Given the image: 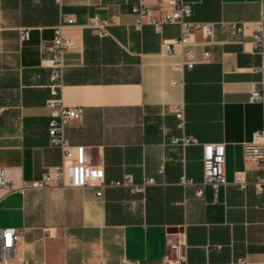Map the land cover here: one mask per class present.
Here are the masks:
<instances>
[{"label": "crops", "instance_id": "0c3cea01", "mask_svg": "<svg viewBox=\"0 0 264 264\" xmlns=\"http://www.w3.org/2000/svg\"><path fill=\"white\" fill-rule=\"evenodd\" d=\"M186 1L192 21L217 24L212 37L197 34L193 69L182 49L161 48L181 35L179 26L166 25L161 34L150 25L136 28L132 9L139 0H0V167L15 187L0 190V228L21 230L20 257L45 264H164L171 243L182 240L183 264H239L241 258L264 264V193L255 188L264 172L244 153L264 130V103L250 100L254 88L264 92V51L256 49L252 30L236 37L218 24L264 21V0ZM147 4L156 15L169 10L168 0ZM94 17L112 22L110 36L88 27ZM62 24L73 40L62 99L84 108L65 133L73 157L83 147L107 182L128 175L134 181L106 188L102 198L91 188L23 189L64 161L61 148L50 145L47 106L51 47ZM184 134L201 145L173 142ZM208 143L225 145L228 184L218 195L206 186L198 196V185L184 180H204ZM243 170L247 190L235 183Z\"/></svg>", "mask_w": 264, "mask_h": 264}, {"label": "built area", "instance_id": "2783aa9c", "mask_svg": "<svg viewBox=\"0 0 264 264\" xmlns=\"http://www.w3.org/2000/svg\"><path fill=\"white\" fill-rule=\"evenodd\" d=\"M62 4L63 0H56ZM168 12L156 15L149 8L147 0H139L132 11L136 16L135 26L140 29L144 25L153 26L157 34H161L163 27L166 25H177L181 28V35L170 40H163L161 43L162 51L167 54H174L178 49L183 50L185 65L189 69L195 66L193 47L198 44L196 36L202 33L205 37H212L214 28L217 25L214 22L202 23L192 21L193 8L186 0H168ZM73 20L69 19L68 24ZM114 23V21H113ZM112 22L94 17L90 20L88 27L95 30L100 38L110 36L109 27ZM220 27L232 34L240 37L246 32L252 30L255 38L256 49L264 51V21L251 25L240 22H221ZM65 25L56 28L55 37L51 47L50 67L52 68L50 94L51 97L47 106L51 110V120L48 126L50 145L61 148L63 152V163L47 170L40 180L26 183L23 186L25 190H45L52 184L58 187L68 188H91L95 191L96 196L102 198L108 187H132L134 181L132 176H126L124 181L107 182L106 173L102 166L91 165L87 162L85 150L83 147L77 149L76 156L70 150L65 133L72 120L81 119L84 115L83 107L67 106L62 99V86L66 68L65 56L68 49L72 46L73 40L67 37L63 30ZM25 39L29 38V32L23 31ZM208 57L209 54L206 53ZM256 72H263L258 69ZM264 84V79L262 80ZM251 101H261L264 103V92L254 88L250 95ZM177 118L183 127L185 123V114L182 108L177 110ZM176 144L182 146L201 145L200 141L192 136L183 135L173 140ZM245 158L247 161H256L264 172V130L257 131L252 140L245 145ZM226 148L223 143L203 144V167L204 180L196 184L193 181L184 180L185 184L198 185L197 195L202 196L204 188L211 186L216 195L220 189L228 184L225 174ZM235 183L242 189L247 190L250 182L246 170L239 171L235 174ZM256 192L264 193V173L255 182ZM15 189L13 182L8 180L6 171L0 167V190L13 191ZM135 190L141 191V188L135 187ZM22 237V232L18 228H0V264H45L31 263L19 256L18 248ZM184 242L182 240L172 242L170 253L166 256L164 264H183L186 260L183 254ZM239 264H248L246 258L238 260ZM121 264H129L123 259ZM134 264H141L140 261Z\"/></svg>", "mask_w": 264, "mask_h": 264}]
</instances>
